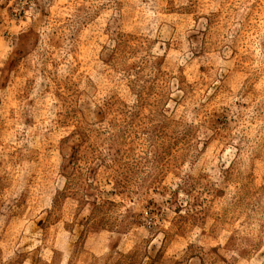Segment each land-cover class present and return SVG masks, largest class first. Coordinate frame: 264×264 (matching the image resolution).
<instances>
[{
    "label": "rangeland",
    "instance_id": "374dc122",
    "mask_svg": "<svg viewBox=\"0 0 264 264\" xmlns=\"http://www.w3.org/2000/svg\"><path fill=\"white\" fill-rule=\"evenodd\" d=\"M0 264H264V0H0Z\"/></svg>",
    "mask_w": 264,
    "mask_h": 264
}]
</instances>
